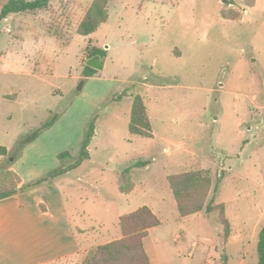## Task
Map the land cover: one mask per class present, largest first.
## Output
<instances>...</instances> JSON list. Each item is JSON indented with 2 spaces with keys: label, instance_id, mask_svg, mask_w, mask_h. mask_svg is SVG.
I'll return each instance as SVG.
<instances>
[{
  "label": "rangeland",
  "instance_id": "rangeland-1",
  "mask_svg": "<svg viewBox=\"0 0 264 264\" xmlns=\"http://www.w3.org/2000/svg\"><path fill=\"white\" fill-rule=\"evenodd\" d=\"M92 1L50 0L0 24V147L8 149L0 168L20 157L21 138L55 115L56 122L65 113L66 125L40 140L39 152L50 153L43 168L53 151L77 155L95 125L90 159L49 184L66 202L80 252L47 264H79L83 251L118 238L119 217L141 206L160 220L144 238L151 264H256L264 0H109L107 20L82 36L77 27ZM92 49L101 68L87 76ZM136 95L151 138L129 132ZM192 169L209 172L207 200L223 204L227 237L219 209L179 216L167 176Z\"/></svg>",
  "mask_w": 264,
  "mask_h": 264
},
{
  "label": "trees",
  "instance_id": "trees-1",
  "mask_svg": "<svg viewBox=\"0 0 264 264\" xmlns=\"http://www.w3.org/2000/svg\"><path fill=\"white\" fill-rule=\"evenodd\" d=\"M49 1L7 0L0 10V24L9 14L40 10L45 8ZM108 2L109 0H93L91 2L77 27V34L82 36L93 34L107 20ZM249 5H252V1H250ZM95 54H97V50L92 49L88 58ZM86 68L90 70L87 76H91L94 69L87 65ZM56 118L57 115L53 116L51 119L41 123L36 130L21 138L17 146L18 153L27 144L35 140L44 130L50 128ZM128 128L132 135L153 137L149 117L140 95H136L133 99ZM94 132V120H91L85 130L77 155L73 156L68 151L58 153L57 158L62 163L60 166L27 183H22L20 177L9 167L0 168V199L10 197L20 191L50 184L58 177L66 175L79 167L84 161L89 160V146ZM6 153L7 149L0 147V154L5 156ZM65 163L68 164L64 165ZM139 163L142 164L141 162ZM167 181L180 217L200 213L204 209L207 213L219 209V219L223 226L224 236L227 237L229 235L230 225L224 215L223 204L214 205L213 197L207 200L212 182L208 171L202 169L185 170L168 175ZM130 189L121 188L123 191ZM159 224L160 220L147 206H141L130 213L124 214L119 217L118 222L120 236L83 251L79 264H151L144 246V238L148 235L149 229ZM79 252H76V254ZM257 257L256 264H264V224L258 233ZM58 260L60 259L55 261Z\"/></svg>",
  "mask_w": 264,
  "mask_h": 264
},
{
  "label": "crops",
  "instance_id": "crops-1",
  "mask_svg": "<svg viewBox=\"0 0 264 264\" xmlns=\"http://www.w3.org/2000/svg\"><path fill=\"white\" fill-rule=\"evenodd\" d=\"M65 117L64 113L52 127L27 144L18 159L12 161L9 169L20 177L22 183L60 165L56 158L58 152L53 151L52 164L48 166L45 163V168L42 167L50 153L39 152L40 140L48 137L53 129L65 126ZM79 246L76 226L55 184L42 185L0 199V264H47L73 256L79 251Z\"/></svg>",
  "mask_w": 264,
  "mask_h": 264
},
{
  "label": "water",
  "instance_id": "water-1",
  "mask_svg": "<svg viewBox=\"0 0 264 264\" xmlns=\"http://www.w3.org/2000/svg\"><path fill=\"white\" fill-rule=\"evenodd\" d=\"M86 65L88 67H91V68L96 69V70L100 69L101 68L100 57L98 55H94V56L90 57L86 61ZM84 84H85V80L83 79L77 85L76 90L81 91L83 89Z\"/></svg>",
  "mask_w": 264,
  "mask_h": 264
}]
</instances>
